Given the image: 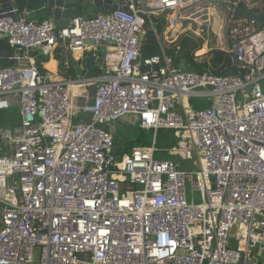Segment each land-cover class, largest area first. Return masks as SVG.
Here are the masks:
<instances>
[{
	"label": "built area",
	"instance_id": "obj_1",
	"mask_svg": "<svg viewBox=\"0 0 264 264\" xmlns=\"http://www.w3.org/2000/svg\"><path fill=\"white\" fill-rule=\"evenodd\" d=\"M109 1L107 14L63 28L0 3V36L15 51L12 66H0V112L20 115L0 130V264H256L264 26L237 14L262 13L264 0ZM205 33L215 40L209 52L227 53L236 74L191 73L167 55L181 37ZM148 35L160 55L143 57ZM60 46L67 68L71 55L104 51L99 75L59 80L41 70L34 53L51 57ZM123 121L176 143L161 149L155 138L118 158L113 125Z\"/></svg>",
	"mask_w": 264,
	"mask_h": 264
},
{
	"label": "trees",
	"instance_id": "obj_2",
	"mask_svg": "<svg viewBox=\"0 0 264 264\" xmlns=\"http://www.w3.org/2000/svg\"><path fill=\"white\" fill-rule=\"evenodd\" d=\"M3 0H0V3ZM47 0H13V5L20 11L28 10L32 15L38 13L43 15L48 13ZM107 14L108 12H104ZM93 17H96L93 16ZM31 22L35 23L32 19ZM45 21L43 18L40 22ZM155 22L160 33L164 32L165 18H156ZM204 39L196 38L194 36L185 35L180 38L176 43L170 44L166 47V52L171 57L177 67H180L183 61L190 62L197 71L209 72L215 76H230L236 74V69L229 64V55L220 50H212L211 53L204 57V63L195 64L193 62L195 54L199 52L203 45ZM0 51H12L6 41L0 46ZM143 57H152L160 54L157 43L148 35L143 42L142 49ZM3 66H10L6 60H1ZM19 121L18 114L15 110L0 112V130L5 126L12 124V122ZM128 125V124H127ZM127 128V127H126ZM161 134V133H160ZM163 135L159 137V145L162 148L172 147L176 143L173 133L162 132ZM166 135V136H165ZM153 131L143 130L138 125L132 132L124 130L117 132L114 135V153L118 158H122L124 155H129L136 148L149 147L152 141ZM161 140L163 142H161ZM161 142V143H160ZM163 158L175 159L169 155H161Z\"/></svg>",
	"mask_w": 264,
	"mask_h": 264
},
{
	"label": "crops",
	"instance_id": "obj_3",
	"mask_svg": "<svg viewBox=\"0 0 264 264\" xmlns=\"http://www.w3.org/2000/svg\"><path fill=\"white\" fill-rule=\"evenodd\" d=\"M47 5V4H46ZM1 8V7H0ZM48 8V6H47ZM49 11L48 13H45L43 15H39L38 13H35V14H31V18L35 23H38L40 22L43 18L45 20H50L52 22L53 21V18H52V10L50 8H48ZM106 11L104 10H97L96 12H92V13H89V17H93V16H98V15H104ZM84 14H82L81 12L78 13V16H83ZM55 23V22H54ZM7 40L0 36V46L1 44H3V42ZM159 47V46H158ZM11 49V48H10ZM12 51L10 52H1L0 51V66H3L1 64V60H6L8 63H10V66H12V62L10 61V56H13L15 54V51L14 49H11ZM66 49L64 48V46H60L58 47L54 54L51 56V57H44L42 56L41 54L39 53H34V56L36 58V63L38 65V67L43 70L44 72L46 73H50L52 75H54V77H56L57 79L61 80V79H65V78H69V77H75L77 76L76 73H75V70H76V67L79 63V60H80V56L79 55H71L69 56V59H68V62H69V65L70 67L67 68L66 66L63 65V62L65 60V55H66ZM160 50V48H159ZM211 53V52H210ZM160 54H161V50H160ZM159 54V55H160ZM206 57V56H205ZM79 59V60H78ZM78 60V61H77ZM85 60H90L91 61V67L88 69L89 73L92 72V75H99L98 71H96L95 69H93V65L94 66H97L99 65V56L97 58H93L91 55H85V57L83 58V61ZM103 61V60H102ZM194 62V60H193ZM195 63V62H194ZM196 64V63H195ZM180 68L183 69V70H196L195 67L190 63V62H187V61H183L180 65ZM197 71V70H196ZM192 106L193 108H196V107H208V104L206 101H201V100H193L192 101ZM11 111V110H10ZM18 114V117H19V121L20 122V115H19V112L17 110H15ZM19 124V123H18ZM16 124V122H12V124H9L7 126H5V128H8V126L10 125H18ZM128 124V123H126ZM12 126V127H13ZM5 128H1V129H5ZM115 130V129H114ZM162 132L164 131H161L158 136L155 137V134L153 133V137H152V141H151V144L152 142L154 141V139L156 138V141H157V145L158 147H160L161 149H166V148H169L168 146L165 147V148H162L160 145H159V137L160 135H163ZM116 134V133H115ZM114 134V135H115ZM166 136V135H165ZM162 141V140H161ZM163 142V141H162ZM161 143V142H160ZM150 144V146H151ZM131 154V153H130ZM162 155H169V156H172L170 154H162ZM162 157V156H161ZM173 157V156H172Z\"/></svg>",
	"mask_w": 264,
	"mask_h": 264
},
{
	"label": "water",
	"instance_id": "obj_4",
	"mask_svg": "<svg viewBox=\"0 0 264 264\" xmlns=\"http://www.w3.org/2000/svg\"><path fill=\"white\" fill-rule=\"evenodd\" d=\"M47 6L52 10V18L58 28L65 27L70 20L79 17L78 13L80 12L84 14L81 16L82 19L86 20L89 18V13L101 9L106 12L112 10V4L109 0H47ZM237 15L241 18L252 19L260 26H264V11L256 14L241 9ZM229 48L232 49V42H230ZM90 67V60L80 61L75 73L77 76L85 77ZM191 73H197V71L191 70Z\"/></svg>",
	"mask_w": 264,
	"mask_h": 264
},
{
	"label": "rangeland",
	"instance_id": "obj_5",
	"mask_svg": "<svg viewBox=\"0 0 264 264\" xmlns=\"http://www.w3.org/2000/svg\"><path fill=\"white\" fill-rule=\"evenodd\" d=\"M203 38H204V46H206L208 48V50H200L201 54H204L205 56H208L210 54L209 52V48L211 47V44H215V40H213L212 36L209 33H205L203 34ZM204 46L202 48H204ZM98 56L100 58L99 63L102 64V60L104 57V51H100L98 53ZM92 75V72L89 74V76ZM19 122L17 121L16 124H18ZM13 125L8 126V128H11ZM127 127V128H126ZM137 127L136 123H130V124H126L125 121L120 122V123H116L113 125V128L115 129L116 133L121 131V128H123L124 130H129L130 132H132L134 130V128ZM172 134V133H171ZM162 142V141H161ZM158 158H160V155L158 156ZM176 159V158H175ZM184 167L186 168L187 165H184ZM190 169H193V167H191ZM198 201V199H197ZM252 261L255 262L256 264H264V254L263 253H253L252 257H251Z\"/></svg>",
	"mask_w": 264,
	"mask_h": 264
}]
</instances>
